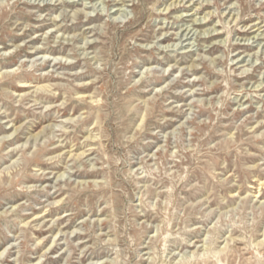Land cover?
<instances>
[{"label": "rangeland", "instance_id": "1", "mask_svg": "<svg viewBox=\"0 0 264 264\" xmlns=\"http://www.w3.org/2000/svg\"><path fill=\"white\" fill-rule=\"evenodd\" d=\"M0 264H264V0H0Z\"/></svg>", "mask_w": 264, "mask_h": 264}, {"label": "bare ground", "instance_id": "2", "mask_svg": "<svg viewBox=\"0 0 264 264\" xmlns=\"http://www.w3.org/2000/svg\"><path fill=\"white\" fill-rule=\"evenodd\" d=\"M255 30V29H254Z\"/></svg>", "mask_w": 264, "mask_h": 264}]
</instances>
